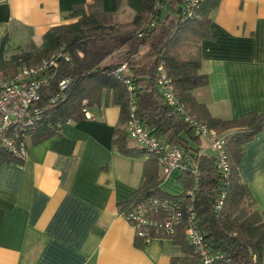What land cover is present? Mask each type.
I'll list each match as a JSON object with an SVG mask.
<instances>
[{
  "label": "trees",
  "instance_id": "obj_1",
  "mask_svg": "<svg viewBox=\"0 0 264 264\" xmlns=\"http://www.w3.org/2000/svg\"><path fill=\"white\" fill-rule=\"evenodd\" d=\"M219 3L220 0H199L195 15L187 16L182 12V0H116L117 7L124 4L133 11L131 19L122 22L115 19L114 12L103 9L101 0H94L86 6L75 5L68 15L75 20L50 27L41 36L40 43L35 42L31 27L16 23L12 28L24 30L28 36L25 45H18L14 51L12 28L0 41L1 77L12 76L24 67L37 66L51 57L55 59L43 71L47 82L41 88L38 103L42 114L33 125L12 130L10 135L15 144L27 146V139L36 144L57 137L65 124L85 119L93 108L119 107L113 145L129 157L147 155L142 162L139 185L119 204V212L150 199L181 202L182 216L171 235L156 238L154 230H147L150 237L168 239L181 247L183 255L173 258L172 264H201L199 254L185 234L190 206L212 257L209 264H264V210L258 208L239 174L243 146L264 128V113L250 112L235 119L217 118L193 93L208 83L207 75L201 72V43L210 37V13ZM145 44L148 51L144 57L134 60L137 57L133 56ZM116 53L123 55V60L106 64ZM122 62L127 63L129 75L119 78L112 70ZM159 65L170 78L185 113L168 105L160 94L155 81ZM127 77L131 91L124 82ZM62 81H66L63 88ZM130 94L135 99L137 117L145 128L178 147L183 154L186 169L178 176L184 189L180 195L160 189L164 176L153 153L139 145H128L126 123ZM187 114L208 129L227 135L228 176L218 174L211 153L201 152L202 138L185 120ZM24 160L5 148L0 149V166L3 163L22 165ZM193 166L198 171L197 182L193 178ZM222 190V205L215 208ZM150 216L162 218L164 213L154 211ZM144 239L135 231L137 245L145 243Z\"/></svg>",
  "mask_w": 264,
  "mask_h": 264
},
{
  "label": "crops",
  "instance_id": "obj_2",
  "mask_svg": "<svg viewBox=\"0 0 264 264\" xmlns=\"http://www.w3.org/2000/svg\"><path fill=\"white\" fill-rule=\"evenodd\" d=\"M93 1L0 0V41L16 23L31 27L40 43L50 27L75 20L68 17L75 5ZM101 3L128 20L133 15L116 0ZM209 30L201 43L208 83L194 96L217 118L264 113V0H220ZM119 115L117 105L93 108L57 137L27 139L22 165L0 166V264H172L183 255L168 239L137 245L135 229L119 212L147 158L126 156L113 145ZM179 174L164 178L160 189L180 195ZM239 174L264 210V128L244 144Z\"/></svg>",
  "mask_w": 264,
  "mask_h": 264
},
{
  "label": "built area",
  "instance_id": "obj_3",
  "mask_svg": "<svg viewBox=\"0 0 264 264\" xmlns=\"http://www.w3.org/2000/svg\"><path fill=\"white\" fill-rule=\"evenodd\" d=\"M198 2L199 0H182V12L187 16L195 15L194 9L198 6ZM54 60V57H51L37 66L21 68L12 76H0V149L5 148L16 157L25 159L27 146L23 143L15 144L10 133L18 127L33 125L41 116L43 109L38 104L41 101L40 91L47 82V75L43 71ZM112 73L119 78L129 75L127 63H120L113 68ZM127 78L124 79V82L127 90L131 91L132 86L129 82V77ZM155 81L164 101L168 105L176 107L180 113H185L183 104L178 101L171 80L162 65H159L157 69ZM65 84L66 81H62L61 87L63 88ZM135 110V99L130 94L128 120L126 123L129 138L156 156L164 178L168 177L173 171H178L179 173L184 171L186 165L183 162L181 150L178 147L171 146L161 137L152 135L141 123ZM88 118H90L89 115ZM185 120L193 126L196 134L205 141L206 146L202 148L201 152L209 151L215 158V168L218 174L224 177L228 176L227 135L208 129L188 114L185 116ZM192 174L194 181L197 182L198 171L195 166L192 167ZM190 192V195H192V190ZM223 197L224 191L222 190L215 201V208H219L222 205ZM159 210L164 213L162 218L150 216L152 212ZM187 212L185 226L187 239L194 251L199 254L201 264H209L212 257L202 239L192 206L188 208ZM121 215L133 226L138 235L145 237L144 240L147 243L154 239L147 235L148 229L154 230L156 238H165L174 232L175 225L182 216L181 202L175 199H150L136 204L126 212L121 213Z\"/></svg>",
  "mask_w": 264,
  "mask_h": 264
},
{
  "label": "rangeland",
  "instance_id": "obj_4",
  "mask_svg": "<svg viewBox=\"0 0 264 264\" xmlns=\"http://www.w3.org/2000/svg\"><path fill=\"white\" fill-rule=\"evenodd\" d=\"M131 12V14H133V11L131 9H129V13ZM128 15L125 14V13H119L118 15L115 16V19L117 21H128ZM10 37H11V43H12V46L14 48V51L16 48H18L17 46L20 45L21 47L25 45V42L26 40L28 39V36L26 35V32L24 30H20V29H14L12 28L11 29V33H10ZM148 51V46L145 44V45H142L141 46V49L139 50V52L137 53V58H134L135 59H139L141 57H144L143 55L146 54V52ZM123 55H121L120 53H116L115 55H113L112 57H110L109 59H107L106 61V64H111L112 63H117V62H120L122 61ZM139 57V58H138ZM129 141L134 144L135 146H138V144L132 140V139H129Z\"/></svg>",
  "mask_w": 264,
  "mask_h": 264
}]
</instances>
